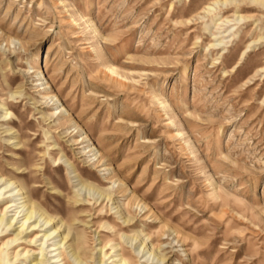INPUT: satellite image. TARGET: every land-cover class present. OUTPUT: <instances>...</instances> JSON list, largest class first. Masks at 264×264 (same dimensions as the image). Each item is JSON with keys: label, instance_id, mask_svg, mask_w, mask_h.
I'll list each match as a JSON object with an SVG mask.
<instances>
[{"label": "rangeland", "instance_id": "1", "mask_svg": "<svg viewBox=\"0 0 264 264\" xmlns=\"http://www.w3.org/2000/svg\"><path fill=\"white\" fill-rule=\"evenodd\" d=\"M2 183L0 264H264V0H0Z\"/></svg>", "mask_w": 264, "mask_h": 264}, {"label": "bare ground", "instance_id": "2", "mask_svg": "<svg viewBox=\"0 0 264 264\" xmlns=\"http://www.w3.org/2000/svg\"><path fill=\"white\" fill-rule=\"evenodd\" d=\"M44 88H47V86H45ZM4 183H2V184H0V185H3ZM6 188H7V186H6ZM0 195H1V193H0ZM15 195H21V193H16ZM14 196V195H13ZM23 198V197H22ZM3 200V199H2ZM11 201H13L12 199H10L7 203H5V205H4V207H3V209H0V222L1 221H3L4 219H5V217H6V213H7V211H8V209H10L13 205L11 204ZM15 201V200H14ZM3 204V203H2ZM16 205V204H15ZM22 210V209H21ZM35 217V211H33V209H29V210H27V208H26V210H25V214H24V219H25V221L24 222H22V224H20V226L18 227V228H16L15 230H17V232L14 234V236L13 237H11V238H8L6 241H4L3 243H2V245H11V244H16V245H18L19 246V244L20 243H26V244H32V243H34L35 241H36V238L38 237V232H35L36 230H38L39 229V227L38 228H36V226H42V225H39V222L36 224V225H31V224H26L29 220H31V219H33ZM45 220V225L47 226V225H49L50 223H51V219L50 218H45L44 219ZM34 221H36V220H34ZM4 222V221H3ZM9 223H11L10 221H8V224ZM6 225H7V223H6ZM30 228V231H27L28 229ZM47 228V227H46ZM45 228V229H46ZM46 230H48V229H46ZM25 234L24 236H21V234ZM26 234H28V235H26ZM31 234H33V236L31 237L30 235ZM51 235V233L50 234H48V235H46V237H48V236H50ZM22 238H24V241H22V242H20V240L22 239ZM31 250L29 249H25V248H22L21 249V251L20 252H18V253H16L15 254V257H18V256H20L21 255V252H22V254H25V253H29ZM57 256L60 258L61 257V259L60 260H58L57 262H63V264H70L67 260H66V258L63 256V253L62 252H59L58 254H57ZM13 257V256H12ZM124 263H126L124 260H122V259H120V264H124Z\"/></svg>", "mask_w": 264, "mask_h": 264}]
</instances>
